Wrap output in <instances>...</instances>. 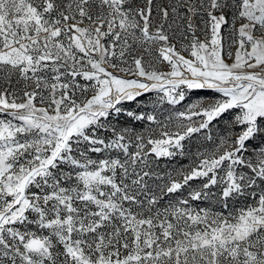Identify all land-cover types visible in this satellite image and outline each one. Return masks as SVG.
I'll return each instance as SVG.
<instances>
[{"label":"snow or ice","instance_id":"6c2138e0","mask_svg":"<svg viewBox=\"0 0 264 264\" xmlns=\"http://www.w3.org/2000/svg\"><path fill=\"white\" fill-rule=\"evenodd\" d=\"M0 264H264V0H0Z\"/></svg>","mask_w":264,"mask_h":264},{"label":"rangeland","instance_id":"374dc122","mask_svg":"<svg viewBox=\"0 0 264 264\" xmlns=\"http://www.w3.org/2000/svg\"><path fill=\"white\" fill-rule=\"evenodd\" d=\"M167 107V106H165ZM215 131L213 135H215ZM186 154L182 157H177L176 160L168 162L167 160L160 163V168L158 171H163L165 169H170L171 167L187 166L189 162L194 158L198 150L203 151L205 148L209 147V142L203 139V134L199 138L194 137L191 141H186Z\"/></svg>","mask_w":264,"mask_h":264}]
</instances>
